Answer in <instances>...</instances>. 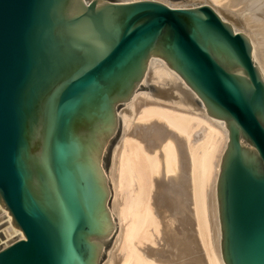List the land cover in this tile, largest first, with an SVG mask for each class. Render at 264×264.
<instances>
[{"label":"water","instance_id":"water-1","mask_svg":"<svg viewBox=\"0 0 264 264\" xmlns=\"http://www.w3.org/2000/svg\"><path fill=\"white\" fill-rule=\"evenodd\" d=\"M226 122L225 264H264V80L248 37L209 6L0 0V203L25 239L0 264H102L118 233L109 175L118 111L150 58Z\"/></svg>","mask_w":264,"mask_h":264},{"label":"bare ground","instance_id":"bare-ground-1","mask_svg":"<svg viewBox=\"0 0 264 264\" xmlns=\"http://www.w3.org/2000/svg\"><path fill=\"white\" fill-rule=\"evenodd\" d=\"M199 1L235 32L241 27L250 31L243 34L264 80V0H184L186 5L180 3L179 8H194ZM150 84L156 87L153 93L137 92L118 111L122 135L108 175L118 233L104 264H225L217 187L229 141L226 122L211 117L185 80L154 56L142 81ZM179 189L186 194L187 211L182 199L166 194H179ZM179 208L184 209L181 217ZM180 223L183 237L196 249L190 260L179 258ZM22 239L23 232L0 203V250Z\"/></svg>","mask_w":264,"mask_h":264},{"label":"rangeland","instance_id":"rangeland-1","mask_svg":"<svg viewBox=\"0 0 264 264\" xmlns=\"http://www.w3.org/2000/svg\"><path fill=\"white\" fill-rule=\"evenodd\" d=\"M105 1H107V0H105ZM111 1H114V0H111ZM116 1H123V0H116ZM130 1H140V0H130ZM156 1H159V2H163V3H165L166 1H167V3H169V4H171V5H174V8H179V7H181V6H179L180 5V3H181V5H186L185 3H184V0H156ZM198 3V4H197ZM197 3H195L193 6L195 7V6H201V5H204L202 2H201V4H200V1L199 2H197ZM193 6H190V7H193ZM233 10V9H232ZM234 11V10H233ZM242 28L245 30H242ZM249 33L250 31L248 30V29H245L244 27H241L240 28V32L239 33ZM143 87L146 89L145 91H139L140 93H153L155 90H156V87L155 86H153V84H150V85H143ZM116 146V145H115ZM115 148V147H114ZM114 150V149H113ZM112 154H113V152H112ZM112 159H113V157L111 158V166H112ZM111 166H110V168H109V173H110V169H111ZM168 193V194H167ZM181 193V190L179 189V194H176V193H173V192H166V194L167 195H169V196H171V197H175L176 199L177 198H179L180 200L182 199L184 202H185V210L187 211L190 207H189V204H188V200H185V197H186V194H180ZM172 194V195H171ZM178 199V200H179ZM186 199H187V197H186ZM216 206V203H215V205L213 206V201H212V196H211V201H210V209H211V218H212V220H213V223H214V219H215V215H216V213H214L213 212V210H214V207ZM188 207V208H187ZM187 208V209H186ZM184 210V209H183ZM181 208H179V217H181V212L183 211ZM184 213H187V212H184ZM214 215V216H213ZM181 223H180V226H179V240H181V239H183V241L181 240V241H179V258L181 257V255H182V257H186V260H190L191 258L193 259V258H195L196 256L194 255V253L196 252H194L193 253V251L194 250H196L195 248H194V245H193V247H192V245H189V244H191V242H192V240H190L189 238V242L187 241L188 239H187V236H185V237H183L184 235H186L185 234V230L184 229H182V227H181ZM214 226H216V222L214 223ZM184 230V231H183ZM181 231H183V232H181ZM184 233V234H183ZM181 235V236H180ZM117 236V235H116ZM116 236H115V238H116ZM115 238H114V240H115ZM181 238V239H180ZM185 239V240H184ZM216 240H217V238H216ZM188 242V243H187ZM113 243H114V241H113ZM113 245V244H112ZM192 247V248H191ZM111 248H112V246H111ZM182 249V250H181ZM194 249V250H193ZM111 250V249H110ZM110 250L109 251H107V255H108V253L110 252ZM181 250V251H180ZM182 252V253H181ZM184 255H186V256H184ZM108 260V258H106V260L105 261H103L102 263L104 264L106 261Z\"/></svg>","mask_w":264,"mask_h":264}]
</instances>
